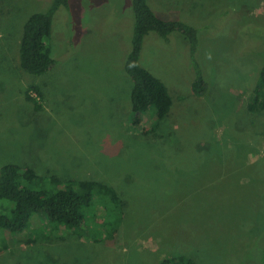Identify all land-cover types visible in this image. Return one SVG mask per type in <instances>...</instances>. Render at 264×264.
<instances>
[{"label":"rangeland","instance_id":"obj_1","mask_svg":"<svg viewBox=\"0 0 264 264\" xmlns=\"http://www.w3.org/2000/svg\"><path fill=\"white\" fill-rule=\"evenodd\" d=\"M148 2L162 19L199 29L198 59L213 89L206 99L193 96L188 43L178 33L168 40L149 35L141 65L175 101L170 120L155 132L147 115L134 125L124 73L132 0H72L70 10H59L51 37L57 65L41 76L21 69L19 49L25 21L47 4L0 0V173L16 164L101 182L125 203L117 233L115 219L105 226L106 205L98 198L80 238L45 229L42 214L20 236L0 233L8 244L0 264L262 259L264 112L247 106L264 62V0ZM31 86L43 98L28 92Z\"/></svg>","mask_w":264,"mask_h":264},{"label":"trees","instance_id":"obj_2","mask_svg":"<svg viewBox=\"0 0 264 264\" xmlns=\"http://www.w3.org/2000/svg\"><path fill=\"white\" fill-rule=\"evenodd\" d=\"M44 1L47 9L35 12L27 18L20 39V67L24 72L35 76L44 75L57 65V60L52 56L51 41L54 17L63 8L70 10L72 0ZM132 8L134 30L125 59L124 73L131 84L130 104L135 118L134 125L139 126L141 117L147 115L149 124L153 123L151 130L155 132L170 120L175 101L166 84L141 65L144 43L149 35L156 34L168 40L170 35L178 33L188 43L186 49H189L193 69V96L199 100L206 99L213 89L208 86L198 59L202 48L199 29L183 21L162 19L148 0H132ZM259 68L247 108L250 112L263 113L264 62ZM30 90L43 98V93L37 86L29 87L28 92ZM28 99L35 102L31 96ZM96 198L106 205L105 226L110 227L109 224L115 219L113 226H116L114 233H117L124 219L125 203L108 185L84 179L66 180L55 174L42 175L30 166L6 165L0 173V233L20 236L30 227L33 217L42 214L48 223L45 229L57 231L64 228L80 238L87 219L85 213L92 208ZM7 248L8 244L4 240L0 246V254ZM261 255L262 259L258 258V261L259 264H264V248ZM157 264L197 262L189 256L177 255L163 258Z\"/></svg>","mask_w":264,"mask_h":264}]
</instances>
